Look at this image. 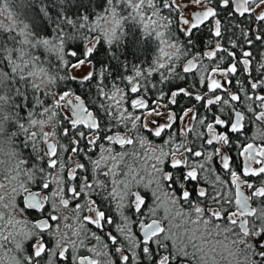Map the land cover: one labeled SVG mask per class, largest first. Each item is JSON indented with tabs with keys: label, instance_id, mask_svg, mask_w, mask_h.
Listing matches in <instances>:
<instances>
[{
	"label": "snow or ice",
	"instance_id": "1",
	"mask_svg": "<svg viewBox=\"0 0 264 264\" xmlns=\"http://www.w3.org/2000/svg\"><path fill=\"white\" fill-rule=\"evenodd\" d=\"M14 4L0 264H264V0Z\"/></svg>",
	"mask_w": 264,
	"mask_h": 264
},
{
	"label": "trees",
	"instance_id": "2",
	"mask_svg": "<svg viewBox=\"0 0 264 264\" xmlns=\"http://www.w3.org/2000/svg\"><path fill=\"white\" fill-rule=\"evenodd\" d=\"M3 2L5 3V0H3ZM8 6L10 7L9 9L11 10V12H15L16 8H15L14 0H8Z\"/></svg>",
	"mask_w": 264,
	"mask_h": 264
},
{
	"label": "rangeland",
	"instance_id": "3",
	"mask_svg": "<svg viewBox=\"0 0 264 264\" xmlns=\"http://www.w3.org/2000/svg\"><path fill=\"white\" fill-rule=\"evenodd\" d=\"M1 2H0V9H2L3 7H4V2H3V0H0ZM10 7L8 6V9H7V11H5L4 12V16H7L8 15V13L9 12H11V10L9 9ZM0 19H3V16H0Z\"/></svg>",
	"mask_w": 264,
	"mask_h": 264
}]
</instances>
